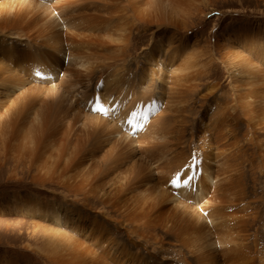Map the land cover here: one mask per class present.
<instances>
[{
  "label": "rangeland",
  "instance_id": "rangeland-1",
  "mask_svg": "<svg viewBox=\"0 0 264 264\" xmlns=\"http://www.w3.org/2000/svg\"><path fill=\"white\" fill-rule=\"evenodd\" d=\"M40 1H42V3ZM85 1L79 2H81V4L84 3L82 5L87 8H84L79 2H67L62 6H58L59 3L56 4L59 2L58 0H49V3L43 0H0V44H2L0 45V59L4 60V64L1 66L3 71L0 72V78L16 79L14 89L9 93H3L5 96L2 95V100L0 99V264H90V260H87L88 257L85 258V256L73 258L70 262V255H68V252L71 251H69L70 245L68 242L62 238L60 241H57L58 243H55L54 241L56 240H51V237H47L48 233L53 230L57 232L66 231L65 233L69 236L71 235L70 237L84 243V245L88 244L90 248L95 251L98 249L107 250L106 244L108 242L106 240L102 242L103 239L100 241V236L96 234L98 230L90 228V225H93L90 220H96L98 224H103L105 222V226L108 225L106 230L108 229L112 233H115L112 239L123 247L128 256L131 255L130 253L133 254L131 260L136 256L139 257L133 261L134 263L137 261L138 264L144 262L147 264H196L197 261L193 258L195 255L192 254V247H187V244L179 241L176 242V239L172 235L165 236L163 232H158L160 229L157 230L156 228L153 234L156 235L157 233L156 236L161 240H146L143 235L146 230L144 231L140 226L136 227L140 229L137 233L124 230L126 228L125 225L124 227L123 225L109 223V221H107L109 217L106 215L105 211L101 213V216H98L96 212L90 211L89 207H85L83 201L78 202L77 199L71 195L69 190L79 187H83L90 191V167L93 164L94 166L96 165V167L98 164L100 166L103 162V160L90 162V146L87 147L88 144L90 145V127L81 124H85L86 121L90 123L91 119L97 117L110 118L113 121L120 114V106H127L130 112H128L125 119L121 121L120 126L122 130L129 133L128 135L130 137H127V139L130 140L131 137L133 138L130 141L134 142L131 144L134 145V149L137 145L145 141V135L151 132L161 120H166L169 126L174 122H176L177 125V122L180 120L188 121L189 124H191L190 126H195L193 127L194 134L192 136L194 149L191 151L189 157L192 158L187 160L185 166L180 170V175L182 176L181 183L183 184V179H187L189 176L188 174L192 175L194 171L196 177L194 181L202 183L201 178L204 175L209 178V181L201 185V192L194 193L193 189L189 191L185 186H181L179 190L171 184L172 175L174 177L175 174L178 173H175V169L178 168L176 167L166 176L168 182H165L166 184L162 183V185L164 184V186L169 189L167 190L168 195L170 192L173 197L175 196L180 199L185 198L186 200H183L187 202L186 204L193 206L192 209L200 213L198 209L203 206V202L205 203L206 199H209V201L212 199L210 197L213 191L212 184L217 182V173L219 171L218 164L222 162L221 158L217 159L215 157L217 153V150H215L217 143L211 138L215 131L213 128L222 121L228 122L229 126L232 125V127L229 128L234 129L235 132L231 134L232 139L229 138V144L232 141H243L241 138L244 133H248V137H251V133L254 134V132L250 130V127L251 124L256 123V121L251 119L253 114L245 112V110H247L245 106L248 104L246 106H249L248 110L249 108L253 110L258 107V104L255 102L253 105L249 104L248 102L253 103L251 102L252 99H247V101L243 98L250 86H252L251 89L264 91V0H132V2L131 0H113V6L110 5L113 8L109 5L104 6L107 11L98 3L90 4L89 6L88 2L90 3V1ZM150 1H153L152 4ZM97 2H106L105 4H107L109 1L97 0ZM50 5H52V7H56L57 5V7H60L59 11L64 9V12H61L65 14H60L65 16H62L65 21H63V23L59 22L63 24L64 29L66 28L64 24H66L67 21L69 22V20L72 27L77 31L82 30V28H88L90 32L88 29L87 31L83 30L86 34L90 33V35H88L90 42L98 48L95 49V47L90 46L89 42H85L84 44L79 43L75 46L77 55L73 60L67 56L69 51L68 48H66L67 51L65 49L63 53L57 49H53L51 50V54H47L45 57L41 56L43 60L39 65H33L30 61L31 49L29 45L26 44L23 38L21 39L17 35H14L15 33L13 32L10 33V30L21 29V22L23 19L43 16L45 14L43 8H50ZM110 10L112 12H110ZM108 11V14H104ZM57 12L58 11L54 10L53 13ZM87 13L97 17L96 19L94 18V20L98 22L93 20L90 21L91 23H89V21L86 22L87 20L84 15L86 16ZM81 14L83 16H81ZM109 17H111V20ZM83 18L84 20L82 21ZM78 21L79 23L82 22L84 26H82V23L79 24ZM91 29L94 30L91 31ZM83 30L82 32L85 34ZM77 31L76 34H82L80 33L81 31L79 33ZM82 51H85L86 54H83L85 52ZM91 52L94 53L92 54ZM78 54H80L82 58L78 57L80 56ZM24 57L25 59H23ZM83 58L86 60L84 59L83 61ZM87 59H90L89 64ZM181 62L184 63L182 64ZM113 63L116 66H114ZM230 63H233V65ZM106 65L109 66V68ZM111 65L114 67L118 66L117 68L120 70L116 68L118 72H115V68H113V66L110 67ZM234 65L236 67H233ZM66 66L69 72H74V74L81 73L75 75L76 78H81L82 74L84 75L89 72L90 89L88 92L90 93L92 89L93 91L91 92L95 91L96 93L94 94V101L88 104L86 103L85 109L81 107L84 101L80 99L77 100L76 96L73 99V101H75V99L76 101L72 102L73 105L70 107V109L74 107L73 109L75 112H79L82 115L81 118H78V125H74V130L72 131L73 135L71 134L69 140L78 145L80 144L79 146L82 145V148H85V146H83L85 145L84 143H88L86 144L87 149H85L88 152H86V166L83 171L78 169L79 167L71 165L69 162L70 160L67 161V158L65 161L63 160L62 153L64 150L61 153L60 147L62 143L59 139L63 138L61 134L69 132V129H67L68 122L64 117L67 112L65 113V111L62 110V107H67L69 104L65 102L63 104L61 103V95L66 94L61 83V79L64 75L63 70ZM140 68H147V71L142 73L141 70H139ZM231 69H233V71ZM244 69L246 70L245 72H243ZM77 70L79 71L77 72ZM127 71L131 72L134 77L131 81L136 90L145 93L147 96L152 95L150 96V101L153 100V102L147 104L149 105L147 106L148 111L143 113V121L149 119V122L151 121L150 123L146 121L144 124H140L136 127L132 126L134 122L131 124L127 123V117L137 112L139 103L137 104L135 100L132 99L134 97L133 95L131 96V92L127 91V95H124L123 92H117L115 88L116 85L114 84L116 83L115 75L117 74L119 76L118 78H120L123 77V73ZM42 72H45V75L41 74ZM47 73H51L53 78H50V76L46 77ZM248 74L252 76V79L246 83L245 79ZM19 75L25 78L20 80ZM65 76H67V74H65ZM125 80L127 81V78H125ZM244 82L251 85H249V87H244ZM33 85H39L41 89L39 87H34L33 89L38 91L33 90L31 89ZM84 86L82 85L79 87ZM111 86L116 91L110 92L109 89ZM139 86H141V88H139ZM136 90H134L133 94L137 92ZM239 97L245 101H240L241 99ZM133 100L135 105L131 103ZM58 101H60V106ZM45 102L46 105L48 102H50L51 105L54 103V108H52V112H55L53 118H48V116L45 115L44 108L42 109ZM104 104L108 105L112 115L111 117H109V114L103 107ZM250 105L252 106L250 107ZM97 109H99V111ZM158 115L159 118L153 122L151 118H154V116L157 117ZM47 119L50 120L46 122ZM257 119L260 118L256 117V120ZM149 125L150 127L146 128ZM179 125H181V123H179ZM32 129H42L47 133H45V139H42L41 136L36 134V136H34L35 139H39H36L38 141L35 142V145L31 144V146L30 144L28 145L27 142L33 141L31 139V135H33L31 133ZM150 134L151 133L148 135ZM82 135L85 136V139ZM114 137L116 140H119V135H115ZM79 138L81 141L77 140ZM82 138L86 141L84 142ZM109 139L112 140V138ZM41 141L43 145H40L39 142ZM48 142H51L52 145L51 143L48 144ZM44 143H46V145ZM95 143L97 147L100 148L99 151L103 148L100 152V156L104 159L102 155L107 152L110 146L107 147V144L102 146L98 142ZM198 144H200L201 147L198 146ZM244 145H242V148L247 150L248 147L246 148V144ZM40 146L44 150L41 149ZM250 147L254 150V146L250 145L249 149ZM24 148L26 149L24 150ZM27 149H29V151ZM178 152V148H173L169 154V158L171 159L174 154L178 155ZM28 153L31 155V158ZM42 154H45L47 160L49 159L50 162L49 160L47 161L46 158L43 160L45 156H41ZM56 154L60 155L58 156ZM194 156L195 158L197 157L198 170L189 168L190 161ZM233 159H237L236 154H233ZM65 163H67L66 165L70 168L67 169V166L64 165ZM123 165L125 164L123 163ZM60 166L63 167L60 168ZM39 168L40 170H38ZM66 169L67 171L65 173L63 170ZM256 169L257 172H255V174H257V177L260 179V183L256 185V189L258 192H262L264 190V177L262 174H258L260 173L259 165H256ZM41 170L44 171L42 172ZM79 170L80 172H78ZM154 170L155 168L146 174L149 175ZM188 171L189 173L187 174ZM87 173L88 175H86ZM62 174H64V176ZM84 175H86V177ZM117 175L119 176L121 174ZM38 177H40L39 180H37ZM63 177L64 179H62ZM221 178L223 179L222 176H220V179ZM220 179H218V181ZM193 182L192 185L199 186L193 184ZM66 183L68 184L66 185ZM223 184L224 183L221 184L220 188H222ZM206 186L212 188V191L211 189L207 191V194L210 192L207 196L203 195ZM184 188L185 190L182 191ZM187 192H189V194ZM147 197L150 200L156 198L154 193L149 194ZM195 198L198 200L196 199L195 201ZM79 199L81 200V198ZM167 202L172 203V201ZM51 204L61 211L67 209L69 212H72L73 216H67L68 218L62 219V214L59 211V218H61V220H56V218L51 217L49 213H45L44 211V208L47 207L46 205ZM174 204L175 203L168 206L172 211L173 220L177 218L184 219V214H181L180 210H177ZM35 205L38 207V210ZM211 205L207 207L208 209L206 208L207 211L201 216L203 218H209V216H211L215 220V230L218 231L214 230V225L212 226L210 224L213 228H209V225H207L208 223L206 225L212 233L211 238L213 236L216 251L220 248L225 250L226 238H231L228 237L231 236V234L227 235L226 233L233 227L234 222L232 220V214L237 211L238 207L236 208L231 204H220L221 206L218 204V206L216 205L215 207L216 211L215 209L213 210L214 214L212 213V216ZM212 207L214 208V205ZM224 207L228 208L225 209ZM217 211H220L218 215L216 213ZM220 215L223 219H226L225 222H228L229 227ZM227 219L229 221H227ZM220 222H222V224ZM224 224L226 225L223 226ZM178 225L180 226V224ZM220 226H223V228L221 229ZM225 235L227 237H225ZM96 237H98V241ZM233 237L232 234V238ZM250 237H252V239ZM246 242H249L244 244L247 253L250 254V262L252 261L251 263L254 264H264V230L256 235L251 233ZM52 244H54V246ZM251 246L252 248H249ZM213 249L214 247L211 248V250ZM220 250L218 252H220ZM183 257L185 261L181 259ZM220 257L221 259L226 258L224 253L223 255L219 254V258ZM179 259L181 260L179 261ZM253 260H255V262ZM229 263L231 264L230 260ZM233 263L236 264L237 262L233 260ZM224 264H228V262Z\"/></svg>",
  "mask_w": 264,
  "mask_h": 264
},
{
  "label": "bare ground",
  "instance_id": "bare-ground-1",
  "mask_svg": "<svg viewBox=\"0 0 264 264\" xmlns=\"http://www.w3.org/2000/svg\"><path fill=\"white\" fill-rule=\"evenodd\" d=\"M43 1L46 3H49V0H43ZM58 1L59 2H57L56 4L59 3L58 6H62L64 4H66L67 2L68 3L69 2H79V1L84 2L85 0H70V1L58 0ZM62 1H63V3H62ZM88 1H90V3L88 2L89 6H90V4H94V3H98L102 7H104L106 5L107 6L108 5L113 6V4H114L113 0H111V1L108 0L109 2H107V4H105L106 2L105 3L97 2V0H88ZM40 2L42 3V1H40ZM81 2H79V3L81 4ZM131 2H132V0H131ZM150 2L152 4L153 1H150ZM82 4H84V3H82ZM54 5H55V3H54ZM111 8H113V7H111ZM43 10L45 12V14L43 16L30 17V19H23L21 22V29H11L10 30V33L13 32V33H15L14 35H17L21 39L23 38L25 40L26 44L29 45V47L31 49L30 61L32 62L33 65H35V66L39 65L40 62L43 60V58L41 56L45 57V56H47V54H51V50H53V49H57L58 51L63 53L65 51V49L68 48V50L70 52L68 51L67 56L73 60L75 58V56L77 55V53L75 51V48H76L75 46L78 45L79 43L84 44L85 42H89L90 46L95 47V49L98 48L96 45H94L92 42H90V40L88 38L89 37L88 35H90V33L86 34V32L84 31V30L87 31L88 28H86V29L82 28V30L84 29L83 31L85 32V34H83L82 30L77 31L75 28H73L72 24L70 23V20H69V22L67 21V23L64 24L66 26V28L64 29L63 24L59 23V22L63 23V21H65V19L62 17L64 15L60 14V13L64 12L63 11L64 9L61 10L62 11L61 12V11H59L60 7H57V5H56V7H52V5H50V8H43ZM54 10H56L58 12L53 13ZM104 10H105V7H104ZM111 10H110V12L113 11V10L112 11ZM105 11H107V10H105ZM106 13L108 14L109 11L105 12L104 14H106ZM62 14H65V13H62ZM81 16H83V15L81 14ZM110 16H111V14H110ZM84 17L87 20V21L86 20L85 21L86 22L89 21V23H91L90 21H92V20L97 21V20H94V18L96 19L97 17L93 16L90 13L89 14L87 13L86 16L84 15ZM111 17H109V19ZM114 19H115V17H114ZM83 20H84V18L82 19V21ZM86 22H84V23H86ZM78 23H79V21H78ZM81 23L82 22H80L79 24H81ZM128 23H129V21H128ZM82 26H84L83 23H82ZM91 27H92V24H91ZM123 28H121V29H123ZM92 30H94V29H91V31ZM106 30H108V29H106ZM76 31L78 33L81 31L80 33H82V34H76ZM89 32H90V30H89ZM118 37L121 38L120 36H118ZM119 38H118V40H119ZM115 40H117V39H115ZM0 45H2V44H0ZM91 49H93V48H91ZM66 51H67V49H66ZM82 52H85V51H82ZM82 52H80V53H82ZM150 52H151V50H150ZM83 54H86V52ZM78 55H80V54H78ZM78 57L82 58L81 55ZM90 58H92V57H90ZM188 58H189V56H188ZM23 59H25V57ZM84 59L85 58H83L82 60L84 61ZM78 60H80V59H78ZM89 60H88V64H89ZM104 60H106V59H104ZM209 62H210V60H209ZM3 64H4V60L0 59V72L3 71V68H1V66H3ZM185 64H187V63H185ZM230 64L233 65V63H230ZM235 65H238V64H235ZM235 65L233 67H236ZM245 65H246V63H245ZM106 66H104V67H106ZM112 66L113 65H111L110 67H112ZM114 66H116V65L114 64ZM114 66H113V68H115L114 69L115 72H118V70H120V69L117 68L118 66L117 67H114ZM107 67L109 68V66H107ZM237 68H236V70H237ZM8 69H9V67H8ZM139 70H141L142 73H145L147 71V68L146 69L140 68ZM231 70L233 71V69H231ZM78 71L79 70H77V72ZM198 71H199V69H198ZM245 71L246 70L244 69L243 72H245ZM79 73H77V74H79ZM88 73H85L84 75L82 74L81 78H76L75 75H77V74H74V72H69L67 66L63 70L64 75H63V78L61 79V83L63 85V88L65 89V90L64 89L63 90L65 91V93L67 95L66 94L65 95L60 94V95L62 98L61 103L63 104L65 102L66 104H69V106H67V107L65 105L61 104L62 106L66 107V108L62 107V110L65 111V113L67 112L64 117L68 122L67 123V127H68L67 129H69V132L64 133V134L62 133L61 135H63V138H61V139L58 138V139L62 143V145L60 146L61 147V153L64 150V152L62 153L63 154L62 155L63 160L65 161V159L67 158V161L70 160L69 162L71 165H75V167H79L78 169H81V171H83L84 167L86 166V164H85L86 160L85 159L87 157L86 156L87 150H85V149H87V147H89V146H90V162H94L95 160H103V162L100 166L98 164V166L96 167V165L94 166V164H93L90 167V175H89L90 176V191L86 190L83 187H79V188H75V189H70L69 191H70L71 195L74 196L78 202L83 201L84 206L89 207L90 211L96 212L98 214V216H101V213L103 211H105L106 215L109 217L107 219V221H109V223L119 224L121 226L125 225L126 228L124 230L132 231L131 233H137L140 229H138L136 227L140 226L141 229H144V231L146 230L145 233H143V235L145 237L144 239H146V240L147 239L148 240H155V241L161 240L159 237L156 236L157 233H156V235L153 234V231L156 228H157V230L160 229V231H158V232H163L165 236L166 235H172L176 239V242L179 241L181 243L187 244L188 245L187 247H192V249H193L192 254L195 255L193 258L195 259V261H197L196 264H224L226 262H228V264H230L229 260H230L231 264H234L233 260L237 262L236 264H254V263H251L252 261L250 262V259H251L249 257L250 254L247 253L245 244L249 243L246 241H248L251 233H253V235L254 234L256 235V234H260L261 231L264 230V190L262 192L257 191L256 185H258V183H260V179H259V177H257L258 175L255 174V172H257L256 165L257 166L259 165L260 166V171H259L260 173H258V174H260V175L262 174V176L264 177V91H261V90L257 91L256 89H251L252 86H250V88H248L249 85H251V84H246V83H247V81L249 82L252 79L251 78L252 76L250 75L251 73L247 75V77L245 79L246 83L244 82L245 83L244 87L248 86V87H246L248 89H247L246 95L243 99H245V100L252 99L251 102H253V103L248 102L249 104H252V105L255 103L258 104V107L255 106L257 108L253 109V110H250V108L248 110L249 106L246 107L248 104L245 106V108H247V110H245V112H250L251 114H253L251 116V119L256 121V123H252L251 127H250V130H252L254 132V134L251 133V137H248L249 136L248 133H244L242 135V138H241V139H243V141H241V140L237 141V142L232 141L233 144H232V142H230V144H229V138H231V134H233L235 132L234 129L229 128V127H232V125L229 126L228 122L222 121L221 123H219L217 126H215L213 128L215 131L212 134L211 138L214 139L215 143H217L216 147H215V150H217L215 157L217 159L221 158L222 162H221V164H218L219 165L218 166L219 171L217 174L219 176L217 175V182L212 184L213 191H212V188L209 186H206V189L203 191V195L207 196L210 193V192H208V194H207V191L209 189H211L212 194L210 197L212 199H210L211 202L209 201V199H206L205 203L203 202V206H201L198 209L200 213H198L197 210L192 209L193 206L186 204L187 202H185L183 200L185 198L182 197L183 199H180L178 197L176 198L175 196L173 197L170 194V192L168 195L167 190H169V189H167L164 186V184L162 185V183L168 182L166 179V176L168 174H170L176 167H178V168L175 169V173L176 172L180 173L181 172L180 170L183 168V166H185L187 160H190L192 158V157L191 158H189V157H190L191 151L194 149L193 148L194 143H192V136L194 134V128L193 127H195V126H193V125L190 126L191 124H189L188 121L180 120L177 122V125H176V122H174L172 125L169 126L166 120H161L160 122L157 123L156 127L151 132H149V133H151L150 135H148L149 133H147L145 135V141L142 142L140 145H137V147L134 149V145H131L134 142L130 141L133 138L131 137L130 140L127 139V137H130L128 135L129 133H127V131L122 130V128L120 126L121 121L123 119H125L126 115L128 114V112H130V110H128L127 106H124V107L120 106V108H119L120 114L113 121L110 118L97 117V118L91 119L90 123H88L89 121L88 122L86 121L85 124H81L83 126L90 127V137H89L90 138L89 139L90 145L88 143H84L85 145H83V146H85V148H82V145L79 146L80 144L78 145L75 142H72L71 140H69L71 134L73 135L72 131L74 130V125L79 123L78 118H81V115H82L79 112L76 113L75 110L73 109L74 107L70 109V107L73 105L72 102L76 101V99H75V101H73V99L76 96L77 100L80 99V100L84 101V104L81 106L83 109H85L86 103L88 104V103L94 101V99H95V95H94V94H96L95 91L91 92V91H93L91 89L90 93L88 92L90 89L89 88L90 74H88ZM35 74H38V73H35ZM41 74L45 75V72H42ZM65 74H67V76H65ZM123 74H124V76L120 77V78H118L119 76L117 74L115 75L116 83H114V84L116 85L115 88H116L117 92H121V93L123 92L124 95L128 94L127 91L131 92L132 93V94L130 93L131 96L133 95V97H134L132 99H134L137 104L139 103V108H138L137 112L132 113L127 117V123L131 124L132 122H134L132 124V126L136 127L140 124H144L146 121L149 122V119L143 121V119H144L143 113H146L148 111L147 106H149V105H147V104L153 102V100L150 101V96H152V95L147 96L145 93H141L139 90L135 89V87L131 81L134 78L132 76L131 72L127 71L126 73H123ZM48 76H50V78H53L51 73H47L46 77H48ZM99 76H101V75H99ZM24 78L25 77H22L21 75H19L20 80L24 79ZM125 78H127V81L125 80ZM158 79H159V77H158ZM134 81H136V80H134ZM15 85H16V79H14V78H5V77L0 78V87L2 88V89L0 88L1 89L0 90V99L2 98L1 96L4 95L3 93H5V94L9 93L12 89H14ZM82 85L83 86L85 85V86L79 87ZM256 86H258V85H256ZM34 87L40 88L41 86L33 85L31 89H33ZM139 88H141V86H139ZM239 88H240V85H239ZM51 89H53V88H51ZM33 90H36V89H33ZM116 90L112 86L109 89L110 92H113ZM134 90H136L137 92L133 94ZM36 91H38V90H36ZM34 94H36V93H34ZM52 95H54V94H52ZM118 95H120V94H118ZM233 98H235V97H233ZM243 99H241L240 101H245ZM57 100H59V99H57ZM134 100L131 103L134 104ZM237 100H239V99H237ZM237 100H236V102H237ZM59 102L60 101H58V103ZM193 102H194V100H193ZM53 104L54 103H52V105H51L50 102H48V104L46 105V102H45L44 106L43 107L41 106L42 109L44 108V113H45V115L48 116V118L54 117L55 112H52V108H54ZM151 105H153V104H151ZM252 105H250V107ZM59 106H60V103H59ZM103 107L105 108L106 112L109 114V117H111L112 115L110 113L108 105L104 104ZM56 108H58V107H56ZM234 108H236V107H234ZM240 109H242V108H240ZM100 110H101V107H100ZM189 110H190V108H189ZM76 111H78V110H76ZM256 117L257 118L259 117L260 119L256 120ZM158 118H159V115L157 117L154 116V118L152 117L151 119H153V122H154ZM88 119H90V118H88ZM49 120L50 119H47L46 122H48ZM179 123H181V125H179ZM56 124H57V122H56ZM126 126H127V124H126ZM148 127H150V125L147 126L146 128H148ZM46 128H47V126H46ZM137 128H139V127H137ZM77 132H78V128H77ZM31 133L33 134V135H31V139L33 141H28L27 142L28 145L29 144L35 145V142L38 141L36 139H39V138L35 139V137H34V136H36V134L41 136L42 139L43 138L45 139V136H46L45 133H47V132H45L42 129H35V130L32 129ZM130 133H131V131H130ZM78 134H80V133H78ZM51 135H52V133H51ZM115 135H119V140L115 139V137H114ZM84 137L85 136H83V138ZM187 137L190 139H188ZM109 138H112V140H110ZM48 139H49V137H48ZM84 139H83V141H84ZM77 140H80V138ZM95 142H98L102 146L104 144H107L108 145L107 147L110 146L108 148L107 152H105L104 155H102V157H104V159L101 158V156H100V152L103 150V148H101V151H99L100 148L97 147V144ZM39 143H40V145H43V144H41V143H43L42 141ZM46 143H44V144L46 145ZM49 143H51V142H48V144ZM55 143H54V145H55ZM86 144H88L87 147H86ZM244 144H246V148L248 147L247 150L242 148L243 147L242 145H244ZM37 145H38V143H37ZM51 145H52V143H51ZM210 145H211V143H210ZM250 145L254 146V150H252L251 147L249 149ZM57 146H58V144H57ZM198 146L201 147L200 144H198ZM26 147H27V145H26ZM232 147H234L236 149H234ZM40 148H41V146H40ZM173 148H178L179 152H178V155L174 154L170 159L169 154L173 150ZM244 148H245V145H244ZM25 149L26 148H24V150ZM41 149H43V148H41ZM45 149H47V148H45ZM27 150L29 151V149H27ZM29 153H31V152H29ZM29 153H28V155H30ZM34 153H35V151H34ZM233 154L237 155V159H235V160L233 159ZM33 155H36V154H33ZM43 155L45 156V154H42L41 156H43ZM56 155H58V154H56ZM48 156H49V154H48ZM30 158H31V155H30ZM33 158H34V156H33ZM45 158H46V156L44 157L43 160H45ZM46 160H47V158H46ZM55 160H57V159H55ZM55 160H53V161L56 162ZM172 160H174V161H172ZM34 161H36V160H34ZM51 161H52V159H51ZM49 162H50V160H49ZM123 163L125 165H123ZM41 164H42V162H41ZM47 164H48V162H47ZM61 164H62V162H61ZM66 164L67 163H65L64 165H66ZM153 165L156 167H154ZM93 166H94V168H93ZM62 167L60 166V168H62ZM68 168H70V167L67 166V169ZM154 168H155V170L152 173H150L149 175L146 174L147 172L153 170ZM67 169L63 170V171H65V173H66ZM38 170H40V168ZM72 170H73V167H72ZM69 171L71 173L70 169H69ZM68 172H67V174H68ZM78 172H80V170ZM182 172H184V171H182ZM188 173H189V171L187 172V174ZM117 174H121V175L118 176ZM62 175L64 176V174H62ZM86 175H88V173ZM86 175H84V176L86 177ZM188 175H190V174H188ZM220 176H222L223 179L222 178L220 179ZM251 176H253V177H251ZM40 177H38L37 180H39ZM172 178H173V175H172ZM42 179H44V178H42ZM62 179H64V177ZM201 179H202V183L201 182L199 183L197 181L193 182V184H197L200 187L191 185L190 187H185V188H188L189 191L193 189L194 193L201 192V185L203 183L208 182L209 178H207V176L204 175V176H202ZM218 179H220V180L218 181ZM68 183H66V185ZM222 183H224V184H223L222 188H220ZM68 186H70V185H68ZM182 186H183V184H182ZM167 187H169V186H167ZM185 188L183 190L182 189L181 190L184 191ZM177 192H176V196H177ZM151 193H154V196L157 199L153 198V200H150L147 196ZM187 193L189 194V192H187ZM89 194H90V200H89ZM182 194H184V193H182ZM182 194H181V196H182ZM195 196H196V194H195ZM79 198H81V200ZM197 198H195V201ZM172 199H174V200H172ZM167 201H172V203H168ZM173 203H175L174 204L175 208L177 210H180L181 214L182 213L184 214V219L176 217L177 219L173 220L172 211L168 207ZM190 203H191V201H190ZM209 204L210 205L212 204L211 205V210H212L211 215L212 216L214 214L213 210L215 209V211H216L215 207H216V205L218 206V204H219V206H221L220 204H231V205L235 206L236 208L238 207L237 211L232 214V220L234 222L233 227L226 233L227 235L231 234V236H228L231 238H229V239L226 238V240H227L226 244H225L226 247L224 246L226 249L222 250L220 248L222 250L221 251L219 249L220 252H218L219 250L216 251V249H215V242L213 240V236L211 238L212 233L209 229L213 225L214 226L216 225L215 220L209 215H208L209 218H203L201 216L204 212L207 211L206 208L210 207ZM213 205H214V208L212 207ZM46 206L47 207L44 208L45 213H49V215H51V217H53V218H56V220H61V218L65 219L67 216H70V217L73 216L72 212H69L67 209L61 211L60 209L54 207L52 204L46 205ZM225 206H229V205H225ZM36 208L38 210L37 206H36ZM226 208H228V207H226ZM233 209H234V207H233ZM59 211L62 214L61 218H59ZM218 212H220V211L216 212L217 215H218ZM227 215H229V214H227ZM77 217H79V216H77ZM220 217H221V215H220ZM221 218L223 219V217H221ZM222 219H220V220H222ZM228 219H227V221H229ZM223 220L225 222L226 219H223ZM91 221H92V224L94 226L90 225V228L98 230V233H96V234L98 236H100V238H101L100 241H102V239H103L102 242H104V240H106L108 242L106 244V247L108 248L107 250L106 249H98L97 251H95V250L91 249L88 244H87L88 246L84 245V243H82L80 241H76L74 238L70 237L71 235L69 236L68 234H66L65 233L66 231L57 232L56 230H53L52 232L48 233L47 237H51V240H56V241H54L55 243H58L57 241L58 240L60 241V239H62V238L68 242V244L70 245L69 251H71V252H68L69 253L68 255H70L69 256L70 262H71V260H73V258L85 256V258L88 257L87 260H90L89 261L90 264H128V263L138 264L137 261L135 263L133 261H135L136 258H139V257L136 256L133 258V260H131V258L133 257V254L130 253L131 255L128 256L125 253L123 247L121 245H119V243L116 242L114 239H112V237L114 238L115 233H112L108 229L106 230V227L108 225L105 226V224H104L105 222L103 224H100V223L98 224L96 220H90V222ZM220 223L222 224V222H220ZM178 224H180V226ZM206 224L209 225V228L207 227ZM210 224L212 226H210ZM226 224H228V222ZM226 224H224L223 226H225ZM223 226L222 227L220 226L221 229L223 228ZM228 227H229V224H228ZM215 229H216V226L214 227V230ZM215 231H218V230H215ZM223 232H224V230H223ZM232 234L234 236L233 238H232ZM225 237H227V236L225 235ZM252 237H250V238L252 239ZM96 240L97 241L99 240L98 237H96ZM237 241H239V242H237ZM252 243H253V241H252ZM65 244H67V243H65ZM52 245L54 246V244H52ZM248 246H250V245H248ZM212 247H214L213 250H211ZM249 248H252V246ZM143 249H144V247H143ZM128 252H129V250H128ZM223 253H224V256L226 258H224V259H221V257L219 258V254L223 255ZM230 253L232 254L233 257L231 256ZM59 255H61V254H59ZM181 259L183 261H185L184 257ZM181 259H179V261ZM66 261H68V260H66ZM253 261L255 262V260H253ZM142 264H147V263L144 262Z\"/></svg>",
  "mask_w": 264,
  "mask_h": 264
},
{
  "label": "snow or ice",
  "instance_id": "snow-or-ice-1",
  "mask_svg": "<svg viewBox=\"0 0 264 264\" xmlns=\"http://www.w3.org/2000/svg\"><path fill=\"white\" fill-rule=\"evenodd\" d=\"M99 111V109H97ZM189 168L193 170H198V164H197V159L195 156L193 159L190 161ZM181 175L178 172L171 180V184L173 187L180 188L182 186L181 184ZM195 180V171L193 172L192 175H189L187 179L183 180V186L185 187H190L192 185V182Z\"/></svg>",
  "mask_w": 264,
  "mask_h": 264
}]
</instances>
